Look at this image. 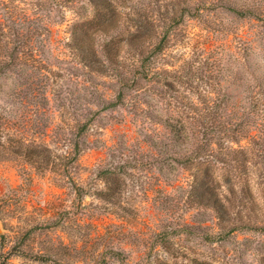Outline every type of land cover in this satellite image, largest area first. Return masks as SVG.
<instances>
[{"label": "rangeland", "instance_id": "1", "mask_svg": "<svg viewBox=\"0 0 264 264\" xmlns=\"http://www.w3.org/2000/svg\"><path fill=\"white\" fill-rule=\"evenodd\" d=\"M44 1L0 0V20L7 27L15 21L22 33L38 32L36 44L45 50L43 15L50 8ZM224 3L180 1L173 26L156 10L151 42L160 47L115 42L118 65L109 64L98 47L99 58L109 64L105 76L89 78L84 68L70 64L73 76L59 81L64 82L63 106L57 99L46 101L47 112L37 114L33 126L38 129L57 114L50 125L59 124L56 137H42L57 164L37 169L21 156L0 154V264H193L194 259L264 264V136L254 142L240 138L244 169L217 162L212 174L221 199L231 205L232 231L216 225L211 207L192 200L190 145L208 150L212 143L222 150L215 154L225 158L226 145L238 146L228 126L242 120L244 127H253L264 119L263 106H251V86L256 77L264 78V22L252 14L239 16ZM49 13L55 19L64 15L51 34L52 54L62 55L66 19L73 11L54 6ZM126 35L120 30L113 39ZM59 64L69 63L62 59ZM147 65L160 74H146ZM159 68L177 71L165 76ZM40 71L29 77L36 84L43 79ZM184 71L189 85L177 78ZM163 79L172 88L159 85ZM178 93L204 113L205 131L191 144L178 143L171 130ZM17 106L11 110L18 116ZM84 114L89 123L78 134L73 124ZM31 127L28 120L23 137L33 138ZM255 152L260 154L255 157ZM224 176L231 177L229 184Z\"/></svg>", "mask_w": 264, "mask_h": 264}, {"label": "trees", "instance_id": "2", "mask_svg": "<svg viewBox=\"0 0 264 264\" xmlns=\"http://www.w3.org/2000/svg\"><path fill=\"white\" fill-rule=\"evenodd\" d=\"M180 1L185 0H45V6L50 9L56 6L61 12L66 8L73 11L72 17L66 19L70 22L66 25L65 31L68 32V35L66 36L67 41H64L62 45L65 50L60 51L62 55L60 53L52 54L51 47L55 40L51 38V34L54 25L64 22L63 14L55 19V15L51 16L50 9H47V13L43 15L46 35L41 40H43L45 50L43 45L39 47L36 44L38 32L22 33L21 27L14 25L15 21L7 27L5 21L0 20V154L5 157L21 156V159L30 162L37 169L53 168L57 161L51 157V150L45 146L42 137L52 136L50 141L56 137L54 135L55 127H58L59 124L56 122V124L52 123L53 127L50 125L51 120L57 114L51 115L49 123L45 125L40 123L38 129L42 128L41 130L33 128V126L38 119L37 114L47 112V108L44 110L46 101L57 99V105L63 106L62 101L65 96H61V90L64 82L59 83L60 77L73 76L76 69L72 71L70 64L84 68L89 78L107 75L109 64L118 65L114 43L121 40H124L129 46L135 47H143L146 42L147 46L156 50L157 47H160V43L151 42L157 25L154 12L160 11L164 17L170 19L169 26H173L178 22L177 17L174 16V10L175 5H178ZM224 7L239 16L252 14L264 22V0H225ZM120 30H126L127 35L123 37L125 39L120 38L115 41L113 39L115 32ZM30 39L31 42H29ZM46 41L50 42L49 45ZM46 47L49 48L46 50ZM98 47L105 51L109 64L99 58ZM62 59L68 61V66L59 64ZM159 69L165 76H171L177 71V69ZM31 71L41 72L43 79L40 80V84L30 80L29 77L33 74ZM145 72L151 75L160 74L156 67L151 65H147ZM187 75V71L180 72L177 78L189 85L190 79ZM159 85L172 88L173 84L167 79H163ZM46 86L49 88L48 93H44ZM251 89H253L251 106L253 108L263 106L264 109V78L256 77V82L251 86ZM173 99L174 107L170 117H174L171 130L178 143L191 144L193 141L190 143V139L198 138L205 131L201 132V129L204 128V113L197 111V107H194L192 102L190 103L189 97L185 94L178 93V96H174ZM183 99H185L183 105L177 104L178 102L182 103ZM16 103L18 104L17 108L21 109L18 116L11 110L12 105ZM57 110L60 112L58 120L65 121L63 110L59 108ZM27 113L30 114V117ZM32 115L33 119H31ZM28 120H31L33 129H31L30 135L33 138L22 135ZM256 122L258 121H255L253 127L250 125L244 127L245 123L242 120L232 127L228 126V134L238 144L237 147L225 146L223 154L228 158L218 157L215 153L222 150L214 149L212 143L208 150L204 149L202 144L196 146L191 144L188 151V160L195 167L192 179V200L196 201L198 205L211 207L216 225L226 232L232 231L233 228L230 226L232 209L231 205H225L221 199V187L213 179L212 174L216 169L217 162L230 164L233 169L245 168V148L239 144V140L242 136H246L249 141L254 142L255 138L259 139L264 136V119H261L258 124ZM88 123L89 119L84 114L81 119H75L73 127L80 134L88 126ZM254 130L255 132H252ZM261 132H263L262 135ZM37 136L39 137L38 141L34 139ZM258 154L260 153L255 152L254 156L257 157ZM230 159L234 163H230ZM224 178L225 184H229L231 177L224 176ZM143 264H160V262L153 263L152 260H149L144 261ZM193 264H209V262L194 259Z\"/></svg>", "mask_w": 264, "mask_h": 264}]
</instances>
